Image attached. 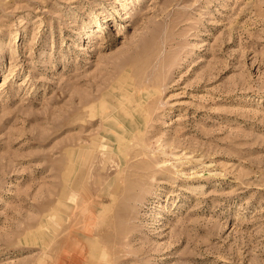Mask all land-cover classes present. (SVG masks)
Wrapping results in <instances>:
<instances>
[{"label": "rangeland", "instance_id": "1", "mask_svg": "<svg viewBox=\"0 0 264 264\" xmlns=\"http://www.w3.org/2000/svg\"><path fill=\"white\" fill-rule=\"evenodd\" d=\"M0 264H264V0H0Z\"/></svg>", "mask_w": 264, "mask_h": 264}, {"label": "bare ground", "instance_id": "2", "mask_svg": "<svg viewBox=\"0 0 264 264\" xmlns=\"http://www.w3.org/2000/svg\"><path fill=\"white\" fill-rule=\"evenodd\" d=\"M92 111V110H91ZM92 114V113H91ZM95 114V113H94ZM89 115H90V113H89ZM93 121V120H92ZM86 122V121H85ZM68 151V150H67ZM71 159V158H70ZM72 161V160H71ZM70 168H72V167H70Z\"/></svg>", "mask_w": 264, "mask_h": 264}]
</instances>
